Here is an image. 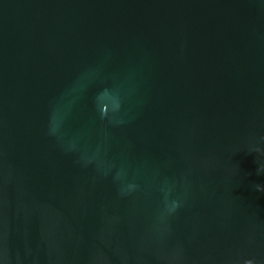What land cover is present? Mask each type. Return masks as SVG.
<instances>
[{"label": "water", "instance_id": "obj_1", "mask_svg": "<svg viewBox=\"0 0 264 264\" xmlns=\"http://www.w3.org/2000/svg\"><path fill=\"white\" fill-rule=\"evenodd\" d=\"M256 185L264 0H0V264H264Z\"/></svg>", "mask_w": 264, "mask_h": 264}, {"label": "clouds", "instance_id": "obj_2", "mask_svg": "<svg viewBox=\"0 0 264 264\" xmlns=\"http://www.w3.org/2000/svg\"><path fill=\"white\" fill-rule=\"evenodd\" d=\"M259 172V170H258ZM256 188L258 191H264V188H262L260 185H256ZM247 264H251V261H248Z\"/></svg>", "mask_w": 264, "mask_h": 264}]
</instances>
